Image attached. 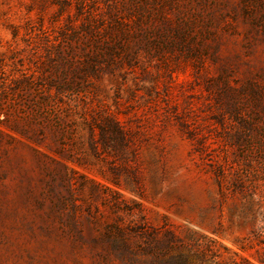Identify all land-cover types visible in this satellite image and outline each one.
I'll return each instance as SVG.
<instances>
[{
	"label": "rangeland",
	"instance_id": "obj_1",
	"mask_svg": "<svg viewBox=\"0 0 264 264\" xmlns=\"http://www.w3.org/2000/svg\"><path fill=\"white\" fill-rule=\"evenodd\" d=\"M0 264H264V0H0Z\"/></svg>",
	"mask_w": 264,
	"mask_h": 264
}]
</instances>
